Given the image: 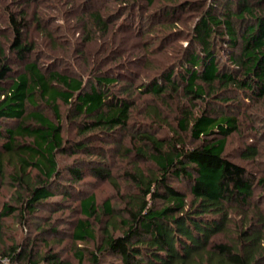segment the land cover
<instances>
[{
	"label": "trees",
	"instance_id": "16d2710c",
	"mask_svg": "<svg viewBox=\"0 0 264 264\" xmlns=\"http://www.w3.org/2000/svg\"><path fill=\"white\" fill-rule=\"evenodd\" d=\"M60 1L5 0L0 9V178L14 186L22 221L52 195L71 196L72 182L87 169L116 186L124 206L117 209L109 198L98 203L93 192L78 197L66 231L78 264L114 257L112 264H264V213L253 197L256 188L264 191V175L250 167L262 153L256 129L242 145L243 164L224 153L226 138L241 133L244 101L264 100V0ZM73 3L81 11L70 23ZM137 9L144 19L137 33L144 70L134 76L118 66L102 68V61L69 73L35 52L39 41L45 56L60 49L82 55V44L98 40L106 51L115 49L108 56L113 62L121 57L113 38L119 32L128 38ZM55 30L78 37L67 34L64 49ZM137 95L176 107L162 118L157 105L138 102ZM63 115L79 135L72 142L63 135ZM115 146L155 166L145 172L133 160L121 170L124 192L105 158ZM79 151L84 157L60 164V155ZM19 207H0V239L3 216ZM234 211L242 214L237 221ZM49 230L57 228L38 232ZM33 255L12 244L0 249V264L4 258L36 263ZM39 258L70 264L57 251Z\"/></svg>",
	"mask_w": 264,
	"mask_h": 264
},
{
	"label": "rangeland",
	"instance_id": "374dc122",
	"mask_svg": "<svg viewBox=\"0 0 264 264\" xmlns=\"http://www.w3.org/2000/svg\"><path fill=\"white\" fill-rule=\"evenodd\" d=\"M5 0H0V9L3 7V3ZM62 1V0H61ZM61 1L59 3H61ZM107 1L111 0H98V4L104 6ZM49 0H42L40 4H47ZM70 2L67 0V3ZM113 2V0L111 1ZM54 4V3H53ZM97 4V5H98ZM69 5V4H68ZM151 7V6H150ZM149 7V8H150ZM73 16L70 18V23H74L75 16L80 13L81 7L78 5H75L74 3L70 6ZM47 12L53 14H56L57 10L49 9ZM190 11L185 10L183 14H190ZM143 11L141 9L136 10L137 20L133 22V24L129 27V30L127 34H131L126 38L123 34L124 32H119L114 36L112 45L116 49H120V58L117 57V59H114L112 62L109 60L108 56L110 54L113 55L116 54L115 49H107L104 45V42H99L98 40L95 41H89L87 43L82 44L83 45V53L82 55H79V53L74 51H67L63 52L62 49L60 50H54L52 51L51 55H44L42 54L43 48H45L44 42L40 43L38 40V48L37 53L40 54V61L45 62L48 64V62L55 64L58 68H61L63 70H66L69 73H78L81 70H84L83 68H88L92 63L94 64H100V61H102V68L106 67H114L118 66L119 72L122 75L125 76H134L135 74H138L142 72L141 69V63L139 61H143L142 59L137 58L138 51L137 48L139 47V44L141 43V36L137 35L139 32L141 25L144 23V19L139 14H142ZM61 15V14H59ZM189 15H186V17ZM62 18V17H60ZM57 21L54 22V24H64L63 19H56ZM0 23L3 25L5 23L4 17L2 16V12L0 11ZM71 34L73 32H68L67 34ZM55 36L58 37L56 40L60 43L61 46L64 47V49H68L67 46L69 45L70 39L68 38L67 34L63 35L59 31L55 30ZM73 35L77 38V34L74 32ZM181 40L184 42L183 37H179L178 40ZM75 41V39H73ZM119 40V42H115ZM179 40V41H180ZM44 41V40H43ZM180 41V42H181ZM175 44H179V42L175 41ZM38 54V55H39ZM161 56L160 54L151 56V66H154V63H157L160 60ZM107 59V60H106ZM147 71V70H145ZM137 101L147 103H153L157 105V108L159 110V113L161 114L162 118L167 115V118L171 117L172 111L175 109V104L172 101H165V102H158V101H151L149 100L148 96H138L137 95ZM148 98L147 100L144 99ZM151 101V102H150ZM169 105V106H168ZM171 107V108H170ZM242 114L239 115V118L241 120L240 125V132H233L226 138V144H225V156L229 159H233L237 162L244 163L243 160L240 157L241 150L243 149L242 145L247 141L248 135L251 133V130L253 128L256 129L258 134V144L261 149V155L260 159H257V165L254 167L253 165H250L252 169H254L258 175L263 176L264 175V100H255L251 101L250 99H247L244 101V105L241 106ZM61 112L62 114L66 113V107L61 106ZM65 115H63L64 118ZM64 130L63 135L68 137L71 142L73 140H76L79 138V135L76 134L75 125L74 122H71L70 119L64 118ZM251 129V130H250ZM166 131V129H165ZM164 129H158L159 135H164L165 132ZM242 134V135H241ZM124 145L129 146V139L126 137L123 139ZM1 141V139H0ZM97 145V143H96ZM106 147V146H104ZM117 146L114 148H111L110 151H108L105 155L106 163L111 168V173L113 175V178L116 183H119V190L120 192H124L126 190L125 183L123 180V177L121 173H119L121 170L130 167V163L134 160L132 158V154L122 155L120 154L122 149L119 151H115ZM115 151V152H114ZM84 157L83 152H69L64 155L59 156L60 164H67L68 162L72 161L73 159ZM135 164L141 167L142 170L145 172H148L150 170H154L155 166L151 162H149L147 159H138L134 160ZM248 166V164H247ZM6 171H10L8 167L6 166ZM72 192L71 196H68L67 198L60 197V194H54L52 197L48 198L45 201L44 206L39 207L37 211H35L34 214H27L24 216L25 221H22L20 217V200L17 199L15 194V188L12 186V184L6 179L5 177L0 178V207L2 206L3 202L11 203L12 205H15L16 207H19L15 212H12L9 215L3 216L2 220V227H1V233L2 238L0 239V249H3L9 245H16V244H22L26 248H32V252H34L35 255H33V260H36V263L32 262H26L24 260H20V262H10L7 258H4L1 260V264H46L43 260H41L39 257L44 252H53L57 251L59 252L60 256L64 259H66L70 264H78L77 259L75 258L73 254V242L70 237L67 236L66 231L69 228L68 224L71 221V219H74L75 216H77V210L76 204L77 199L80 195H84L87 192H93L95 194L96 200L98 203H101L104 198H109L111 200V203H113L114 207L117 209L122 208L124 206V203L119 199V193L116 191V186L110 184L108 180L106 179H98L96 178L91 171L84 169L83 174L81 175L80 179L77 181L72 182ZM178 185V184H176ZM263 190L256 188L254 190L253 197H256V204L261 208V211L264 213V200L263 197L260 195H263ZM260 197V198H259ZM61 201V202H60ZM56 202V203H55ZM115 212H117L115 210ZM232 218L234 221L239 220L242 217L241 213L233 212ZM57 228L56 234L53 233V231H47L45 233H39L38 231L42 228L48 229L50 227ZM98 235L100 236V227L96 228ZM118 230L113 231V233L118 234ZM218 238H224L223 234L217 235ZM226 237V236H225ZM80 244V243H78ZM112 264L116 263L118 261L117 258H111Z\"/></svg>",
	"mask_w": 264,
	"mask_h": 264
}]
</instances>
